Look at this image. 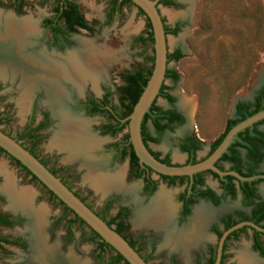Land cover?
Returning <instances> with one entry per match:
<instances>
[{
	"label": "rangeland",
	"instance_id": "374dc122",
	"mask_svg": "<svg viewBox=\"0 0 264 264\" xmlns=\"http://www.w3.org/2000/svg\"><path fill=\"white\" fill-rule=\"evenodd\" d=\"M73 1L90 27V31L79 30L69 38L67 43L53 45L49 35L41 29L43 21L52 15V9L55 6L52 0H22L23 6L18 15L10 8L11 0H0V23L4 22L6 16H12L17 20L30 19L34 30L32 29L30 36H27L31 46L27 52H32L34 55L42 51L47 56L66 58L82 40L91 41L94 47L102 50L108 48L107 51L114 53V60L107 65L105 73L95 84L88 81L80 91L73 86L64 85L63 100L59 103V110L65 116L69 115L68 117L78 118L86 123L87 138L90 137L94 144H97L95 147L93 145L90 149L88 148L87 151L79 152L73 160H69L67 153L52 147L53 135L58 132L56 120L53 118L52 104L47 102L45 91L38 89L27 96L26 103L20 105L22 90L19 87L18 76L14 79L10 75L0 78V131L10 138L16 137L22 131L29 108L32 107L36 120L40 118L39 115L42 112H45L52 120V125L41 133L39 140L32 144L29 141L20 140L19 143L23 148L33 149L48 168L64 169L57 173V177L73 194H76L106 221L112 218L116 211L124 210L125 216L121 219L123 225L121 235L128 240L137 241L136 247L145 257L146 264H169L172 260L177 264H196L198 260L199 264H204L208 251L215 245V238L209 228L215 225L222 215L238 211L247 213V210L238 198L225 199L216 207L202 202L197 203V206L205 207L210 220L203 229L205 235L196 240L186 254L179 249H172L169 245L164 246L166 244L164 236L157 234L156 229L134 225L136 213L147 207L159 192L166 197L173 210V218H176L178 206L174 197L182 188L167 186L152 174V179L157 183L156 192L148 199L143 198L139 183L128 180L126 176L128 168L126 162L111 163L102 153V147L116 141L119 136L113 139L99 136L95 130L104 122V119L98 116H82L73 108L72 99L80 100L84 96L97 98L101 91L106 89L110 92L111 104L115 107L118 105V89L123 86L122 76L131 72L145 73L151 68L148 57L152 56V45L150 43L140 45L135 41L137 37L144 36L146 20L132 5H125L120 10L110 12V0ZM169 1L174 6L158 5L157 7L166 27L178 26L174 35H166V49L168 53L178 50L181 58L177 62L167 64V69L174 71L177 79L163 81V85L167 88L166 93L172 98V102L168 103L163 98H158L155 105L179 114L182 117V123L172 126L171 130H164L157 134L147 122L146 131L157 139L156 144H149L153 152H158L161 157L167 154L172 164H181L184 162V157L176 151L173 139L194 138L202 145L197 158L203 156L207 146L222 133L226 120L233 117L234 104L249 99L260 84L264 83V69L261 73L259 70L261 65L264 67V0ZM253 84L256 85L253 87ZM180 103H183L186 109H181ZM260 129L264 130V126ZM240 156L243 158L242 154ZM84 160L89 161L92 166L95 164L94 167L103 174L105 172L109 177L114 176L119 169V171L123 170L121 191L111 189L104 192L102 189L94 188L87 179L88 171L83 166ZM263 170L264 161L258 167V171ZM7 176L11 178L12 183L14 182L13 185L16 188H30L32 208L37 209L41 205L45 207L43 232L48 244L55 243L61 254L70 252L78 261L83 262L82 264H98L94 254L97 241L92 244L82 241L88 237L89 230L84 226H75L74 241L63 244L62 225L48 229L49 219L61 210L58 203L8 156L0 152V188ZM204 179L207 185L215 189V183L208 175H204ZM258 194L264 200V186L258 187ZM5 196L0 190V214L22 215L26 220L20 228L0 227V237H22L27 246L23 252L9 247L1 250L0 264L14 262L35 264L31 259L33 241L29 230L30 218L24 212L9 209ZM106 203L109 205L103 213ZM185 222L178 227L184 226ZM260 240L264 248V237ZM103 257L108 258L109 253H105ZM224 263L264 264V255L259 256L251 251L249 230L243 231L237 240L227 242Z\"/></svg>",
	"mask_w": 264,
	"mask_h": 264
},
{
	"label": "flooded vegetation",
	"instance_id": "af4514ba",
	"mask_svg": "<svg viewBox=\"0 0 264 264\" xmlns=\"http://www.w3.org/2000/svg\"><path fill=\"white\" fill-rule=\"evenodd\" d=\"M158 1H157V3H158ZM158 5H160V4H157V6ZM83 20H84V18H83ZM85 24L88 28V31H85V32H89L90 27L88 26L86 21H85ZM58 27L60 29V32L53 35L46 28V26L43 23L41 25L42 31L49 35L50 42L53 45H60L62 43H67L69 41V38L72 35H75L79 30H81V29H78L76 27H73V28H76L77 31L71 32L70 30L65 29L61 22H59ZM82 31H84V30H82ZM67 85L72 86L71 84H67ZM77 91H79V90H77ZM104 95H107V97L105 98L106 104H103V101H102V97ZM110 96H111L110 92L106 89H103L101 91L99 97H97V98H91V97L84 96V98H82L80 100L79 99H72L73 108L75 110H77L78 112H80L82 116H85V117L98 116V117L104 119V122H102L101 125L95 130L99 134V136L107 137L109 139H113L114 137L119 136V139H117L116 141L110 142V143L106 144L104 147H102V153L105 156H107L108 160L111 163L126 162L127 167H128L127 172H126V176H127L128 180L139 183L141 195L143 196V198L148 199L149 197H151L155 194L156 189H157V183L151 177L152 174L153 175H155V174L152 173L148 168L140 165L138 162H137V164H138L137 166H133L130 163L129 149L126 147V141L123 139L125 135L128 136L127 124H126V127L122 128L117 133L112 134L110 127H115L118 124H121V123L127 121V119H126L127 116L126 117L124 116L125 115L124 105L126 104V102L123 101V104L120 105V102L118 99V105L115 107L110 102ZM45 97H46V95H45ZM158 98H160V97H158ZM156 100H155V102H156ZM168 103H171V102H168ZM94 106H96L98 109L96 110L94 108ZM238 106L239 107L244 106L246 108V113L255 112L253 115H255L261 111H264V83L260 84V86L252 93V95L249 97V99H247L243 102H236L234 104L233 112H232L233 117L226 120L224 127H223V131L220 134V136L224 133L226 127L228 126L227 121H236V120L238 121L241 119V114L239 113ZM156 107H158V106H156ZM158 108L161 111L173 113L178 118H180L182 121V117L179 114H177L171 110L161 109L160 107H158ZM29 110L30 111L26 117L25 124L22 128V131L19 134H17L16 137H12V139L15 142H17L21 147H23V146L19 143L20 140H26L32 144V142L39 140L41 133L46 131L47 129H49L50 125H52L51 124L52 120L50 119L48 114H46L45 112H42L39 115L40 118L38 120H36L35 119L36 117L34 115L32 107L29 108ZM257 110H261V111L256 112ZM253 115H251V116H253ZM251 116H249V117H251ZM249 117H247V118H249ZM53 118L56 120V128H57L58 120L54 116H53ZM247 118H245V119H247ZM245 119H243V120H245ZM243 120H241V121H243ZM181 121L179 119H177L170 124H167L166 121H161L160 125H166L167 128L165 130H171L172 126L180 125L182 123ZM241 121H239V122H241ZM147 122H149V121L147 120L146 123ZM239 122H237V123H239ZM146 123H145V128H146ZM236 124H234V125H236ZM234 125H232L230 128H232ZM262 126H264V119H261L255 123H252L250 126L245 127L236 133L232 142L227 146L225 152L213 164V167L222 174L220 176H218V175H216L210 171H204V172L196 173L194 175H191L190 177H166L167 179L163 178V176L155 175L161 182H163L167 186H174V187L182 188V190L179 193H177L174 197V201L178 206V213H177V217H176L177 219L174 217V222L176 221V223H174V225H175V227L177 226L176 229H180L183 225L180 227H178V225H181L185 221H186L185 223H187L188 219L192 215L193 209L197 207L196 204L199 202L206 203L210 206L216 207L217 205H219V203L221 201H223L225 199L233 200V199L238 198L241 205L244 208H246L247 213H243V212L238 211V212H234L233 214L222 215L221 217H219L217 219L216 224L209 228L211 234L215 238V245L213 248H211L208 251V256H207L204 264H214L218 241H219L222 233L224 231L228 230L229 228H231L232 226L237 225L239 223H251V224L257 226L258 228L264 229V200H262L258 194V187L261 185L264 186V170L258 171L259 165L264 161V130L260 129V127H262ZM155 132L157 134L159 133L156 130H155ZM146 133H147V131H146ZM139 134H140V127H139ZM148 136L153 140V142H146V147L145 146L144 147L146 148V150L148 152L149 151L153 152L149 148V144H156L157 139L155 137H152L149 134H148ZM220 136H218L215 140H217ZM214 141H212L207 146L205 154L203 156L197 158L198 153L202 149V145L200 144V142H198L197 140H195L194 138H191V137L185 138V139H180V138L173 139V146L176 148V151L178 153L182 154L184 157V162L181 164H172L169 161V156L167 154H165L164 156L161 157L158 152H154V153L158 154V159H160V160L167 158L168 159V165H173V166L193 165L195 163H198V162L205 160L214 151L213 150L210 154H208L210 151L211 145ZM128 142H129V140H128ZM52 147H54L58 151H60V149H58L56 146L52 145ZM182 147L188 148V149H191L193 147L194 149L192 150V152L187 151V150L183 151L181 149ZM24 149L29 154H31L34 158H36L50 173H53L54 176L57 177V173L59 171H64V169H62V168L59 170H52V169L48 168L46 163L37 157V155L34 153L33 149L27 148V147L26 148L24 147ZM61 152H65V151H61ZM241 154H242L243 158H241V156H240ZM223 155H224V157H222ZM22 170L26 173V171L24 169H22ZM230 173L236 175L238 178L231 175ZM27 175L31 178V176L29 174H27ZM204 175H208L210 180L214 181L215 189L211 188L209 185L206 184L205 179H204ZM170 178H174V179H170ZM59 181L67 187V185L61 179H59ZM227 183H229V185ZM45 192L47 193L48 196L51 195L46 190H45ZM74 195L77 198H79L76 194H74ZM50 197L58 203V206L60 207L61 210L59 211V213L53 215L49 219L48 229L49 228L50 229L56 228V227L62 225V228H63L62 243L63 244L71 243L75 239L74 227L75 226L86 227V226L81 225V223L79 221L75 220L72 213L66 212L64 209V206L62 204H60L52 195ZM5 198L7 199L6 196H5ZM83 203L85 204V202H83ZM108 205H109L108 203L104 204V208H107ZM41 207H44V206L41 205V206L37 207V209L32 208V211L17 210V211H22V212L28 214L29 218L32 219V220H30L29 230H30V232H32L31 237L33 236L32 237L33 245L35 243V237L33 234V229H31L32 228L31 222H33L32 215H33L34 210L37 211ZM87 207L89 209H91L89 206H87ZM9 209H11V208H9ZM11 210H13V209H11ZM13 211H16V210H13ZM116 214L119 215V218L116 220L115 223H116V225H121L123 228L121 219L123 218V216H125L124 210L121 209V210L116 211L114 216ZM68 216H71V217H68ZM97 216L99 217L100 215H97ZM256 216L260 217V220L258 221V223H255L253 221V219ZM25 220H26V218L22 215H13L11 213H6V214L3 213V214H0V227H7V228L17 227V228H20V227H22V224H24ZM226 225H231V226L225 229ZM111 228L114 229V228H116V226H112ZM245 230H249L251 233V251L256 253L259 256L264 255V248L262 247L261 240H260L261 237H264V234L259 233V232L255 231L249 227L242 226L241 228L236 229V230L231 232V233H233V232L237 231L235 236L232 237V236H230L231 233H229L224 238L222 245H221L219 264H225L224 260H225V250H226L227 242H229L230 240H232V241L237 240L239 235L242 234L243 231H245ZM156 232L159 235L162 234L165 238L164 231L156 230ZM254 232H256L258 234L257 240L259 242V246H260L263 253H260V251H257L254 248ZM92 233L89 230L88 237L86 239H82V241L88 242L90 244H92V242H94V241H97L95 243V247H94V254H95L96 261L98 262V264H111V258H112V256H114V251L110 247L97 249V243H99L100 239L94 238ZM123 239H125L127 241V243L130 242L133 245V248L132 247L131 248L134 249V251L136 250L137 251L136 253H138V255L141 258L145 259V257L140 254L139 249L136 247V245H137L136 240H128L125 237ZM49 245H56V244L54 243V244H49ZM26 246H27V243H26L25 239H23L22 237H18V238L0 237V251L9 247V248H14L18 251L23 252L24 250H26ZM33 251H34L33 247H31V252H32L31 259L33 260V262L35 264H37L34 260V257H33ZM105 253H109L108 258L103 257V255ZM150 253L152 255L151 251H150ZM62 255L63 256H69V255H71V253L69 252L68 254H62ZM80 263H83V262H80ZM12 264H26V263L14 262ZM169 264H177V263L174 260H172ZM196 264H199V260L196 261Z\"/></svg>",
	"mask_w": 264,
	"mask_h": 264
},
{
	"label": "bare ground",
	"instance_id": "6f19581e",
	"mask_svg": "<svg viewBox=\"0 0 264 264\" xmlns=\"http://www.w3.org/2000/svg\"><path fill=\"white\" fill-rule=\"evenodd\" d=\"M32 29V22L28 18L17 20L12 16H6L4 22L0 23V78H5L7 75L13 79L17 76L20 78L19 87L22 90L20 105L28 99L27 96L32 92L38 89L45 91L47 102L52 104L53 114L58 120V132L52 139V145L60 151H65L69 155V160H73L79 152L87 151L93 145L95 147L97 143L94 144L93 139L87 138L85 122L78 118L68 117L69 115L65 116L59 110V103H62L61 100H63V87L66 84H71L80 91L88 81L95 84L105 73L107 65L114 60L115 55L111 51H107L108 48L106 50L98 49L92 45L91 41L90 43L83 40L78 42V47L71 51L66 58L47 56L42 51L34 55L32 52H27L31 47L27 36ZM260 67L261 73L264 67L263 65ZM255 85L253 84V87ZM179 106L181 109H186L183 103H180ZM83 166L87 169V179L90 180L94 188L102 189L104 192L111 189H122L123 170L122 172L119 169L114 176L109 177L87 160L83 161ZM13 184L14 182L12 183L11 178L7 176L5 183L0 188L7 197L8 207L16 211H32L30 188H16ZM44 215V207L37 211L34 210L32 215L31 229H33L35 237L32 247L35 262L37 264H82L72 255L63 256L58 251L57 245H49L46 242L47 239L43 232ZM209 220L210 217L205 207L197 206L193 209L186 225L184 224L185 226L181 229H176L173 210L164 194L159 192L147 207L136 213L133 223L136 226L143 225L164 231L166 243L164 246L169 245L172 249H179L183 254H186L190 246L205 235L203 229Z\"/></svg>",
	"mask_w": 264,
	"mask_h": 264
},
{
	"label": "water",
	"instance_id": "95a60500",
	"mask_svg": "<svg viewBox=\"0 0 264 264\" xmlns=\"http://www.w3.org/2000/svg\"><path fill=\"white\" fill-rule=\"evenodd\" d=\"M133 7L139 10L146 18L152 35V68L147 82L140 93L130 114L127 116L128 140L137 162L148 168L157 176L163 177H190L196 173L210 171L218 176L222 175L213 164L225 152L236 133L261 119H264V111H261L230 128L222 138L219 145L203 161L193 165L173 166L164 165L154 159L144 147L140 134V122L149 107L156 100L159 89L164 81L166 64V36L163 23L158 11V0H128ZM0 151L13 161L17 162L31 177H33L47 192H49L60 204L76 216L91 232L101 241L107 244L118 254L126 264H146L142 258L132 249L127 241L108 227L91 209H89L72 191L63 185L59 179L52 175L36 158L29 154L12 138L0 131ZM231 175L238 178L236 175ZM249 227L264 234V229L251 223H239L224 231L218 241L214 264H219L221 245L224 238L232 231Z\"/></svg>",
	"mask_w": 264,
	"mask_h": 264
},
{
	"label": "trees",
	"instance_id": "16d2710c",
	"mask_svg": "<svg viewBox=\"0 0 264 264\" xmlns=\"http://www.w3.org/2000/svg\"><path fill=\"white\" fill-rule=\"evenodd\" d=\"M11 1H12V6H10V8L16 15H18L21 11L22 6H23V2H22V0H11ZM52 1L55 4V6L52 9V15H51V17L45 19L43 21V24L46 26V28L53 35L60 32V29L58 27L59 22L62 23V25L65 29H68L71 32H76L77 31L76 28L84 30V31H88V28L85 24V21L83 20V17L80 14L78 7L74 3L73 0H52ZM157 4H160L163 6H174V4L168 0H159ZM125 5H132V4L128 0H110V12H113L114 10H120ZM138 12L143 16V14L139 10H138ZM145 20H146V18H145ZM161 21L163 23V20H161ZM73 27H76V28H73ZM163 30H164L165 36L167 34L174 35L178 30V26L175 25L172 28H168L163 24ZM135 41H136V43H138L140 45H143L145 43H150L152 45V35H151V31H150V26H149V23L147 22V20H146V31H145L144 36L137 37ZM180 58H181L180 52L178 50H174L171 53H167L166 64H168L170 62H177ZM148 61L150 62L151 68H152L153 57L152 56L148 57ZM151 68H150V70H148L145 73L131 72V73H127L124 76H122L121 80H122L123 86L118 89V92H119L120 105L123 104V101L126 102V104L124 105V110H125L124 116L125 117L130 114V112H131L133 106L135 105L140 93L142 92V90H143V88L147 82V79L150 75ZM164 79H170V80L175 81L177 79V74L172 70L166 69L165 74H164ZM166 91H167V88L162 84L160 89H159V92H158L156 99L158 97H160V98H163L164 100H166L167 102H172V98L166 93ZM106 97H107V95H104L102 97L103 104H106V100H105ZM239 106H238V109H239V113L241 114V119L238 121L237 120L236 121H227L228 126L226 127L224 133L217 140H215L212 143L210 151L208 154H210L217 147V145L219 144V142L223 138L224 134L229 130V128L232 125L236 124L237 122H239V121H241V120H243V119H245V118H247V117H249L255 113V112L246 113V108L244 106H241V107H239ZM94 108L96 110L98 109L96 106H94ZM258 111H261V110H257L256 112H258ZM177 119H179L181 121V119L178 118L173 113L161 111L158 107L155 106V101H154L151 104V106L149 107L148 113L143 116V118L140 122V137H141V140H142L144 146L146 147V142H153V140L146 133L145 123L147 120L150 122L152 127L157 132L160 133L167 128L166 125H160L161 121H166L167 124H170ZM0 123H1V121H0ZM126 124H127V121H125L121 124H118L115 127H110L112 134H115L118 131H120L122 128L126 127ZM123 139L126 141V147L129 149L130 163L133 166H137L138 165L137 159L135 158V156L131 150L130 144L128 142V136L125 135ZM181 149L183 151L187 150V151L192 152V150L194 148L192 147L191 149H188V148L182 147ZM149 154L154 159H156L158 162H160L164 165H168V159L167 158L160 160V159H158L157 153L149 151ZM222 157H224V155ZM13 162L21 168V166L17 162H15V161H13ZM26 174H28V173L26 172ZM51 174L54 175L53 173H51ZM163 178L167 179L166 177H163ZM31 179L35 181V179L33 177H31ZM170 179H174V178H170ZM227 184L229 185V183H227ZM64 209L66 212L71 213L67 208L64 207ZM106 209L107 208H103V213H105ZM73 217L75 220L79 221L81 223V225H84L76 216L73 215ZM99 218L101 220L105 221L101 215L99 216ZM118 218H119V215L116 214L115 216H113L109 220L105 221V224L108 227L116 226V228L113 229L114 232L121 235V231L123 228L121 225H116V223H115ZM259 220H260L259 216H256L253 219V221L255 223H258ZM230 226L231 225H226L225 229L230 227ZM236 232L237 231L231 233L230 236H232V237L235 236ZM92 235L94 238L99 239L94 233H92ZM257 235L258 234L256 232H254V248L257 251H260V253H263L260 246H259V242L257 240ZM122 238H124V237L122 236ZM128 245L133 248V245L130 242H128ZM101 248H109V246L107 244H105L103 241L99 240V243H97V249H101ZM135 252H137V251L135 250ZM142 260L145 262L144 258H142ZM119 263L126 264L123 261V259L118 254H116L114 252V256H112V258H111V264H119Z\"/></svg>",
	"mask_w": 264,
	"mask_h": 264
}]
</instances>
